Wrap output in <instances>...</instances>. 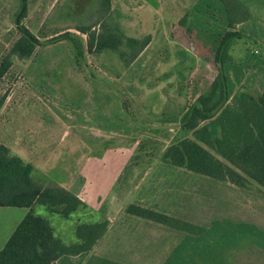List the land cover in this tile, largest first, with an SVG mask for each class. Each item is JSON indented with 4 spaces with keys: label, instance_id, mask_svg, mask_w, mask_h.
I'll list each match as a JSON object with an SVG mask.
<instances>
[{
    "label": "rangeland",
    "instance_id": "1",
    "mask_svg": "<svg viewBox=\"0 0 264 264\" xmlns=\"http://www.w3.org/2000/svg\"><path fill=\"white\" fill-rule=\"evenodd\" d=\"M110 1L128 34L151 35L128 69L117 53L88 48L89 33L101 32L99 0H24V7L22 0H0V58L19 37L17 22L40 41L31 57L13 56L0 79V144L30 163L35 179L64 186L86 204L69 218L40 204L34 212L66 243L76 240L78 223L108 220L109 232L92 255L122 251L133 264H159L168 248L189 243L185 232L125 213L131 202L193 223L229 220L264 230V190L255 183L242 189L162 165L163 150L182 135L178 118L194 85L202 89L212 76L201 49L177 23L195 0ZM245 1L254 15L238 25L244 33L232 45L235 59L259 49L264 32V0ZM88 24L89 33L77 28ZM27 211L0 207V249ZM208 229L200 246L209 255L198 264L231 258L264 264L259 244L229 242L225 231ZM151 251L161 258L149 257Z\"/></svg>",
    "mask_w": 264,
    "mask_h": 264
},
{
    "label": "trees",
    "instance_id": "2",
    "mask_svg": "<svg viewBox=\"0 0 264 264\" xmlns=\"http://www.w3.org/2000/svg\"><path fill=\"white\" fill-rule=\"evenodd\" d=\"M110 2L99 0L96 22L101 32L89 33V24L77 28L89 33L88 48L93 47L96 53H117L124 69H128L149 44L151 35L128 34L121 25L123 15L112 9ZM253 15L245 0H195L178 20L187 37L201 49L212 76L202 89L194 85L192 101L178 118L182 135L166 146L162 159L238 188H247L253 182L264 190V32L259 49L247 48L241 59L231 54L234 41L244 33L238 25ZM17 25L19 37L0 58V79L11 68L13 56L31 57L40 43L26 27L19 22ZM32 169L30 163L0 144V207L28 209L0 249V264H124L104 256H89L107 230L106 219L78 223L74 242L66 243L54 235L49 220L34 212L35 205L69 218L86 204L64 186L35 179ZM124 212L186 233L188 247H173L161 264H198L197 258H207L209 253L200 243L207 242L209 226L225 231L229 242L247 238L264 248V230L252 223H193L136 202L128 203ZM229 264H233L232 258Z\"/></svg>",
    "mask_w": 264,
    "mask_h": 264
},
{
    "label": "crops",
    "instance_id": "3",
    "mask_svg": "<svg viewBox=\"0 0 264 264\" xmlns=\"http://www.w3.org/2000/svg\"><path fill=\"white\" fill-rule=\"evenodd\" d=\"M162 165H164V166H166V167H172V168H174V169H178V170H181V169H183V168H180V167H176V166H174V165H172L171 163H169V162H167V161H163V164ZM184 170V169H183ZM108 221V220H107ZM155 225H157V226H161V227H163V228H166L165 226H163V225H160V224H155ZM154 225V226H155ZM153 226V225H152ZM109 229H110V226H109V222H108V226H107V230H106V232H105V234L98 240V242L94 245V247L92 248V250L89 252V256L90 255H92V251H95V247H96V245L99 243V241L101 240V239H103L105 236H106V234H107V232H109ZM172 248V247H171ZM171 248H168L167 249V252L165 253V256L164 257H166L168 254H169V252L172 250ZM122 251H120L119 253H114V254H106V255H99V256H104V257H108V258H110V259H112V260H115V261H117V262H120V263H124V264H133V263H135V261H132L131 259H127V258H124L123 256H121L120 255V253H121ZM149 254H151V255H148L149 257H151V258H161V256L162 255H158V254H156L155 252H152L151 251V253H149ZM133 257V256H132ZM75 259H76V257H74ZM157 260V259H156ZM156 260H154V261H156ZM159 264L160 263H162L163 261L162 260H159V261H157Z\"/></svg>",
    "mask_w": 264,
    "mask_h": 264
}]
</instances>
